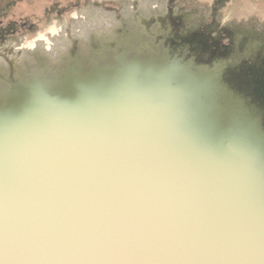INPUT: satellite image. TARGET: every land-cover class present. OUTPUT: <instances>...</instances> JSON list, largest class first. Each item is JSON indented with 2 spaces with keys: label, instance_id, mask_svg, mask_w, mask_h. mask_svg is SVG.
I'll return each mask as SVG.
<instances>
[{
  "label": "water",
  "instance_id": "95a60500",
  "mask_svg": "<svg viewBox=\"0 0 264 264\" xmlns=\"http://www.w3.org/2000/svg\"><path fill=\"white\" fill-rule=\"evenodd\" d=\"M122 51L0 88V264H264V101Z\"/></svg>",
  "mask_w": 264,
  "mask_h": 264
},
{
  "label": "rangeland",
  "instance_id": "374dc122",
  "mask_svg": "<svg viewBox=\"0 0 264 264\" xmlns=\"http://www.w3.org/2000/svg\"><path fill=\"white\" fill-rule=\"evenodd\" d=\"M69 1L0 0L1 87L18 75L39 78L44 72L52 79L67 67H87L104 59L100 50L109 54L119 49L126 52L128 47L151 48L197 65L223 67L226 80H237L239 87L250 85L264 101V0H229L219 8H211V0H174L169 8L163 6L166 0H111L107 3L113 7L108 9L114 11L105 14L113 20L108 30L111 37L96 38L90 33L89 51L81 55L73 19L86 13L78 15L80 9L67 8L73 2ZM64 8L71 14L53 11ZM50 29L62 32L69 41L65 62L53 72L49 57L39 48L28 50L39 38L50 40ZM23 56L27 57L22 62L25 71L19 74L17 59Z\"/></svg>",
  "mask_w": 264,
  "mask_h": 264
},
{
  "label": "bare ground",
  "instance_id": "6f19581e",
  "mask_svg": "<svg viewBox=\"0 0 264 264\" xmlns=\"http://www.w3.org/2000/svg\"><path fill=\"white\" fill-rule=\"evenodd\" d=\"M106 14V13H105ZM99 11L90 10L86 13L85 16L80 18H74V34L80 41V55L88 53V40L89 35L94 34L96 38H110L111 35L108 33V30L113 22L110 19L109 15H105ZM57 35H53L50 40L46 39H37L35 42L30 43L28 46L29 51H34L40 49V52L44 56H48L50 59V68L53 72L56 67L65 62V57L67 56V48L69 46V41L66 39V36L63 33L57 32ZM23 59L27 57H21V60L17 59L18 64L17 69L18 73L22 74L25 71L24 66L22 65ZM33 61V60H32ZM32 67H35L34 65ZM36 69V68H35ZM54 69V70H53ZM0 82V88H2Z\"/></svg>",
  "mask_w": 264,
  "mask_h": 264
},
{
  "label": "flooded vegetation",
  "instance_id": "af4514ba",
  "mask_svg": "<svg viewBox=\"0 0 264 264\" xmlns=\"http://www.w3.org/2000/svg\"><path fill=\"white\" fill-rule=\"evenodd\" d=\"M150 1L156 2L157 0H150ZM173 1L174 0H166V2L164 3L163 6L169 8V6L172 5V2ZM228 1L229 0H211V3H212L211 4V8L223 7V5L225 3H227ZM69 2H72V3H70L69 5H66L67 8L70 7V9L75 8V9H78V10L80 9L82 11L78 15H80L81 13H87L90 10L99 11V12H101L103 14L108 13V10L109 11H114V10L108 9V7H110L112 5L111 4L108 5L109 3H107V2H111V0H107V1H104V0H83V1L82 0L81 1H79V0H71ZM200 2H202V1L200 0ZM234 2H238V1L235 0ZM83 5H84V7H83ZM53 11H55L56 13H58L57 15H62V14H66L67 15L68 13L71 14V11H68V9H66V8L61 9V10H53ZM8 32H9V30H8ZM116 49H118V48H116ZM119 50H121V49H119ZM116 51H118V50H116ZM100 52H102V50H100Z\"/></svg>",
  "mask_w": 264,
  "mask_h": 264
},
{
  "label": "clouds",
  "instance_id": "9594fccd",
  "mask_svg": "<svg viewBox=\"0 0 264 264\" xmlns=\"http://www.w3.org/2000/svg\"><path fill=\"white\" fill-rule=\"evenodd\" d=\"M50 32H51L52 35H57L58 34L56 30H51L50 29Z\"/></svg>",
  "mask_w": 264,
  "mask_h": 264
}]
</instances>
